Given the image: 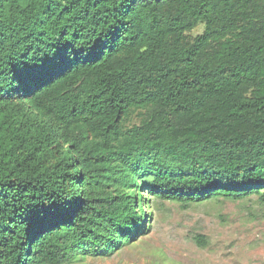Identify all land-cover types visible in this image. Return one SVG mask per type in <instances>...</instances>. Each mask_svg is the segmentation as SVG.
<instances>
[{"label": "trees", "instance_id": "1", "mask_svg": "<svg viewBox=\"0 0 264 264\" xmlns=\"http://www.w3.org/2000/svg\"><path fill=\"white\" fill-rule=\"evenodd\" d=\"M141 191L264 203V0H0V264L113 251Z\"/></svg>", "mask_w": 264, "mask_h": 264}, {"label": "rangeland", "instance_id": "2", "mask_svg": "<svg viewBox=\"0 0 264 264\" xmlns=\"http://www.w3.org/2000/svg\"><path fill=\"white\" fill-rule=\"evenodd\" d=\"M128 121L137 123L139 117L135 113ZM141 194L143 230L111 252L79 255L78 264H264V203L257 194L187 205Z\"/></svg>", "mask_w": 264, "mask_h": 264}]
</instances>
